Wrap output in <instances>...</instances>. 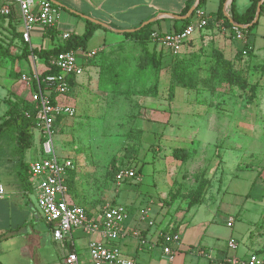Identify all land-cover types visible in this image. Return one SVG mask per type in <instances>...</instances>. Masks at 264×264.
Listing matches in <instances>:
<instances>
[{
    "label": "rangeland",
    "instance_id": "374dc122",
    "mask_svg": "<svg viewBox=\"0 0 264 264\" xmlns=\"http://www.w3.org/2000/svg\"><path fill=\"white\" fill-rule=\"evenodd\" d=\"M262 30L263 14L257 28L252 29L255 60H262L264 53ZM101 31L116 38L91 59L98 67L97 80L81 87L76 95L77 114L58 121L53 133L55 153L69 155L78 164L74 191L80 201L94 207L106 202L126 206L130 194L151 196L161 204L160 210L164 209L163 219L174 224L198 203L207 209L199 215L216 214L220 206L217 214L223 216L235 215L242 205H264V61L233 59V68L246 81L240 88L219 81L212 73L213 50L217 48L193 50L189 42L177 56L199 52L195 86L170 89L172 57L162 58L157 67L143 60L144 51L138 43ZM98 35L89 39L88 48L98 45ZM4 81L10 82L9 78ZM31 95L29 91L26 103L32 102ZM184 106L190 108L180 116ZM160 111H168L172 122L154 123V115ZM33 133L22 156L26 163L40 156L39 131ZM174 149L176 155L182 149L183 160L176 158ZM0 162L4 189L0 199V263L32 264L28 252L37 246L26 250L32 239L29 223L39 231L41 241L50 236L49 226L35 206L34 193L25 202L14 194L20 182L15 177L10 145L3 140ZM132 165L136 170L141 168L136 177L115 185L116 172ZM19 201L25 210H19ZM22 220L26 224L16 230L15 224ZM38 251L42 258L47 254L41 248Z\"/></svg>",
    "mask_w": 264,
    "mask_h": 264
},
{
    "label": "crops",
    "instance_id": "0c3cea01",
    "mask_svg": "<svg viewBox=\"0 0 264 264\" xmlns=\"http://www.w3.org/2000/svg\"><path fill=\"white\" fill-rule=\"evenodd\" d=\"M49 1H51L56 8V25L53 27V30L56 31L57 35L61 32H69L70 35H81L85 29V17L81 15L87 16L103 25H107V27L101 26L96 28L92 34V36L99 34L100 41L98 45L93 48H88L87 42L86 48L83 50L98 51L103 47L105 48L108 42L116 38L113 35H107L106 31L101 30L110 31L111 34H120L121 32L112 29L119 31L134 29L143 22L153 18L154 21L151 29L154 31L165 33L180 30L183 27V20L185 18H173L170 17V15L183 16L180 15V12L188 0ZM189 1H191L190 7L196 2V0ZM229 4L230 0L225 4L226 14L229 13ZM234 4L236 11L242 13L250 4V0H234ZM218 5L219 0H205L203 2L201 8L209 17L208 20L212 22L205 28L196 31L184 47H187L189 42L194 46L191 48H194L193 50L201 47L208 51L210 47H214L217 48L226 59L233 60L237 50L241 49L244 43L234 38L233 31L224 25L223 19L217 17ZM262 14L264 15V13ZM261 16L252 29L257 28ZM193 19L194 15L191 16L189 22H192ZM20 29L21 24L17 12H14L10 16L0 14V119L7 109V104L5 102L7 99L18 102L22 100L25 101L29 91L33 93V90L36 89L33 79L32 81H25L21 79V75L38 74L45 68L43 59L31 54L27 57L17 58L25 46ZM45 29L40 25H35L31 29L30 42L27 43L29 49L34 47L47 49L56 45L54 42L55 36L48 35ZM252 29L247 35L245 34V42L251 51L249 59L253 62L264 61V53L261 54L262 60H255L257 55L255 52L256 37L252 33ZM260 34L264 36V30H262ZM120 35L123 37L122 34ZM79 49L80 48L76 50ZM156 49L162 51L163 58H169L171 56L169 51L165 48L156 45ZM79 56L82 57L83 54H79ZM92 58L86 59L84 62V74L72 79L73 84L70 86L68 94L65 97H57L58 100L73 105L76 108V114L78 109L76 95L78 91H80L81 87L88 83H95L97 80L95 78L98 67L91 63ZM243 59H247L246 55L243 56ZM6 78L10 80L8 84L4 81ZM27 90L28 93L26 92ZM182 107L183 104H181L180 108L182 109ZM189 108V106H184L186 110L183 111V114L180 113V116L187 114ZM154 116L157 117L154 123L159 125H167L166 122L169 121L171 123V119H173L168 111L156 112ZM176 116L178 117L179 115L176 114ZM178 121L179 120H177L176 123H178ZM35 129L36 128L33 130ZM39 146V157H41L42 150L40 141ZM11 159L14 160V162L16 160L14 157H11ZM75 163L76 171L78 172L76 160ZM27 164L29 167L30 162ZM14 168L16 167L14 166ZM132 169L136 171L137 175L141 168L137 170L135 168ZM15 177L20 182V189H18L19 191L16 190L14 194H19L23 202L29 200L30 193H34L36 199L35 181L30 177V173L25 184L22 183L16 169ZM116 194H118V191ZM73 195L75 198L70 195L71 201L83 204L87 211L91 213L90 216L97 213L101 208L81 202L76 192ZM3 196L4 193L0 199L3 198ZM128 197L126 198L128 206L120 204L126 207L128 213L124 221L125 235L117 239L115 244L125 256L132 257L136 264H215L214 260L212 261L210 258L199 254L198 249L200 247L211 250L213 252L212 256H214L213 259L216 260L225 256L245 257L249 252H255L259 255L262 253L264 254V205L261 203L256 206L242 205L243 207L238 210V213H235V215L227 213L226 216L217 214L220 206L216 209V214L210 212L209 214L199 215V212L205 213L207 209L206 207L203 208L204 203H198L186 212V214H188L185 215L180 222L174 224L168 223L167 220L163 219V213H165V211L164 209L160 210L161 204H157V198L154 200L151 196H133L131 194ZM19 203V210H25L26 207L22 205V202L19 201ZM106 204L118 205L116 202H106ZM141 210H145L147 215L143 220L139 218V212ZM191 210H195V212H191ZM221 210L225 211L223 207ZM41 218L44 220L42 216ZM230 218L232 219V224L228 226L227 221ZM149 221H151L152 224H149ZM46 223L49 226L50 236L44 241H41L39 231L34 227V224L29 223L28 233H31L32 239L31 244L26 247V250L29 251L30 245L37 246V250L33 249V251L28 252L32 264H42L44 260L45 264H65L64 258L70 251H75L77 253L79 264H91L87 250L89 240L107 241L99 231L88 234L84 233L81 229H73L70 233L65 234L61 240H55L52 237L51 224L48 222ZM25 224V220H22L20 224H15V229L17 230ZM11 225L12 224H9L8 227ZM133 230L138 231L139 236L133 235L131 232ZM166 230L170 231L171 235H176L177 239L175 241L166 242L163 239V235L167 233ZM230 238L233 239L236 244V248L234 249L228 248L227 246V241ZM164 245H168L170 249H172L173 253L171 255L163 252ZM40 248L47 252L44 258H42L38 251Z\"/></svg>",
    "mask_w": 264,
    "mask_h": 264
},
{
    "label": "built area",
    "instance_id": "2783aa9c",
    "mask_svg": "<svg viewBox=\"0 0 264 264\" xmlns=\"http://www.w3.org/2000/svg\"><path fill=\"white\" fill-rule=\"evenodd\" d=\"M17 12L21 24V37L26 43L30 42V31L35 25L45 28H53L56 25V8L49 0H0V14L10 16ZM194 19L180 30L161 33L152 31L151 40L161 48H165L170 54H178L192 35L202 29L208 23V16L199 7L194 11ZM234 38L245 42V33L237 25H232ZM70 36L69 32H61L55 35V44H62ZM96 50H65L51 58L50 64L58 71L48 74L41 87L38 74H22L21 79L36 82L31 101L36 108L35 128L39 136L43 137L41 142L42 156L29 164V173L35 181L36 205L41 216L51 224L52 237L61 240L65 234L73 229H81L84 233L99 231L107 241L91 239L87 250L91 264H136L132 257L125 256L115 241L125 235L124 221L127 209L123 205L106 204L92 216L88 215L84 205L71 201L69 188L66 180L69 171L76 169L73 158L69 155L58 156L54 151V123L57 118L74 116L76 108L57 99L65 97L70 90V80L84 74V62L96 54ZM83 54V56H79ZM79 57L82 60L79 62ZM136 177L132 168H120L115 174V184ZM3 187L0 185V197L3 195ZM146 211L139 212L140 220L146 218ZM232 219L227 221L231 226ZM149 224H152L149 221ZM133 235L139 236L136 230L131 231ZM163 239L175 241L176 235H163ZM228 248H236L233 239H228ZM163 252L171 255L172 249L168 245L163 246ZM199 254L215 261V264H264V257L249 252L245 257L225 256L213 259V252L204 248L198 249ZM65 264H79L78 255L70 251L64 258Z\"/></svg>",
    "mask_w": 264,
    "mask_h": 264
},
{
    "label": "trees",
    "instance_id": "16d2710c",
    "mask_svg": "<svg viewBox=\"0 0 264 264\" xmlns=\"http://www.w3.org/2000/svg\"><path fill=\"white\" fill-rule=\"evenodd\" d=\"M204 1L205 0H198L196 7L193 9V12L183 20V27L189 23L191 16L194 14V11L201 7ZM227 1L228 0H219L217 17L219 19H223L224 25L230 30H232V22L240 25L241 31L247 35L258 22V20L256 22L252 21L254 19L256 6L259 1H261V5L258 19L262 15V13H264V0H250V4L242 13H238L236 11L234 0H230L229 13L226 14L225 4ZM190 5L191 1L188 0L184 8L180 12V15H185L189 10ZM81 16L85 17L84 32L81 35L71 34L62 44L55 45L47 49L36 47L29 49L27 43L24 42L25 46L23 47L21 54L18 55L17 58L27 57L29 54H31L38 58H42L45 63V68L38 73V80L41 87L44 86V79L48 74H54L58 71L50 64V60L52 57L65 50H75L78 48L84 50L94 30L96 28L104 26L102 23L97 22L87 16ZM211 22V20H208L207 25ZM152 24L153 22H149L139 25L132 31L124 30L117 32H121L120 34H122L124 38L138 43L141 49H143L144 51V54L142 56L143 60L145 62H150L158 67L163 58V53L161 50L156 49V44L150 38V33L153 31L151 29ZM45 31H47L48 35L50 36L56 35V31H54L53 28H46ZM148 45H150L151 48H149ZM250 52V48L247 47L246 43L241 49L237 50L234 59L239 61L243 59L244 55H246L247 59H249V55L251 54ZM198 53H189L182 56L171 54L170 57H172L173 62L170 72V89L177 85L182 88H194L197 74V69L194 66L197 63L196 60ZM213 53L214 70L212 71V73L217 74L216 78H218L219 81H226L229 84H237L240 88H244L246 86V81H244V78L241 76L239 71L233 68V60L226 59L218 49H214ZM261 68L264 69V62L262 63ZM72 84L73 81L70 80V86ZM34 86H36V82L34 83ZM5 102L7 104V109L0 119V140H3L10 145V156L16 158V170L20 175L22 183L25 184L27 182V177L29 176V167L28 164L22 160V156L25 148L30 146L33 140L36 108L33 102L26 103V101L24 100L18 102L7 99ZM60 120L61 118L56 119L54 128ZM42 140L43 137L40 135V144ZM178 151L181 152L179 155H176L177 149H174L173 154L176 155V158L183 160L184 157L182 155V149H179ZM131 167L135 168L134 165H132ZM76 173V169L69 171L66 180L67 186L69 188V193L71 196H73V198H75L73 194L75 193L74 188ZM258 176L259 173L257 177ZM87 213L88 215H91L90 212L87 211Z\"/></svg>",
    "mask_w": 264,
    "mask_h": 264
},
{
    "label": "water",
    "instance_id": "95a60500",
    "mask_svg": "<svg viewBox=\"0 0 264 264\" xmlns=\"http://www.w3.org/2000/svg\"><path fill=\"white\" fill-rule=\"evenodd\" d=\"M197 2H198V0H196L195 4L189 8V10L187 11V13L185 15H183V16L170 15V17L178 18V19H184V18L188 17L193 12V9L196 7ZM260 5H261V1H259L257 3L256 11H255V16H254V19H253L252 22H256L258 20V16H259V12H260ZM153 21H154V18L153 19H149V20L143 22L142 24L149 23V22H153ZM232 24L233 25H237L234 22H232ZM104 26H107V25H104ZM237 26L240 27V25H237ZM112 30L119 31V30H115V29H112ZM129 30L132 31L133 29H129Z\"/></svg>",
    "mask_w": 264,
    "mask_h": 264
}]
</instances>
